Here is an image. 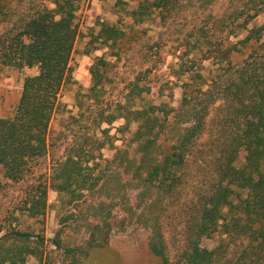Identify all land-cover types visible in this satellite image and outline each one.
<instances>
[{
    "label": "trees",
    "instance_id": "obj_1",
    "mask_svg": "<svg viewBox=\"0 0 264 264\" xmlns=\"http://www.w3.org/2000/svg\"><path fill=\"white\" fill-rule=\"evenodd\" d=\"M129 1L136 6L127 9ZM219 1L116 0V21H99L89 41L107 51L91 64V84L68 117L84 133L50 137L58 95L73 82L68 64L84 0H0V70L35 69L13 115L0 118V194L23 186L17 208L0 219V264L41 262L44 238L20 229L14 213L42 218L48 189L58 195L60 226L85 229L70 249L81 257L137 224L162 264H264V21L255 23L264 0H226L216 10ZM154 25L172 28L170 44L161 31L149 35ZM142 39L155 59H142L123 97L105 102L114 67ZM163 52L178 54L168 67L180 84L177 107L147 99L144 79L163 67ZM117 120L121 131L136 125L128 146L137 157L102 128Z\"/></svg>",
    "mask_w": 264,
    "mask_h": 264
},
{
    "label": "rangeland",
    "instance_id": "obj_2",
    "mask_svg": "<svg viewBox=\"0 0 264 264\" xmlns=\"http://www.w3.org/2000/svg\"><path fill=\"white\" fill-rule=\"evenodd\" d=\"M115 2L116 0H99L97 4H94L92 0H84L78 11L76 20L78 35L74 52L68 64L73 82L65 85L58 95L56 109L52 114L49 125L50 137H55L60 133H67L69 137L75 133L77 135L84 133L83 125L69 123L68 117L77 113L76 96L85 94L91 84L89 74L91 64L96 57L102 56L107 51L96 43L89 44V41L98 32L99 21L105 20L111 23L116 21L117 17L113 12ZM225 3L226 0L219 1L215 9H222ZM135 6L134 1H129L126 8L132 9ZM125 21L127 22L128 19H125ZM178 21L182 24L185 22L180 19ZM263 21L264 15H261L255 23L259 24ZM150 29L149 35L155 36L161 31L163 41L167 42L170 39L172 28L160 29L154 25ZM136 42L138 43L137 48H142L141 55H145V57L141 56L142 58H140V54L136 53L137 48L135 50L130 49L128 52L127 49L126 54H122L121 61L111 73L112 83L107 87V92L104 95V101L111 105L120 97H123L126 92L124 83L132 79L131 72L137 69L138 65L142 63V59L146 61L152 58L155 59V50L145 53L144 48L147 42L145 39ZM167 43L170 44V42ZM93 47L98 48L89 55L82 53L84 48L92 49ZM165 51L169 50L165 49ZM159 55L164 58L165 64L163 67L160 65L161 68L153 71L152 74H148L144 79V82H149L151 86L149 87L150 94L147 99L156 105L166 102L172 107H177L180 101V84L168 67H177L179 62L176 55L178 54L163 52ZM33 74H35V69L5 67L0 70V118H8L13 115L21 94L23 79ZM123 124L124 120H117L110 126L103 125L102 128L109 129L110 139L113 141L114 147H127L130 156L137 157L134 153V145L128 146L136 125L131 124L129 131H121L119 128ZM61 147L64 146L61 145ZM113 153L114 151L109 148L103 150V155L107 158H110ZM22 189L23 186L20 189L18 185H12L6 187L0 194V219H6L17 208L16 202L18 200L16 199L21 194ZM57 197L56 192L48 189L45 215L37 221L24 215L20 216L18 210L14 213L15 217L19 218L20 225L18 227L20 229L33 235H41L44 238V251L41 262L35 257H29L26 264H162L160 258L154 256L148 249L149 232L137 224L127 226L123 232L113 233L107 246L90 250L86 256L81 257L76 250L71 251L70 249L83 243L86 238L85 229L80 222L74 223L73 226H71L72 224L60 226L55 208ZM90 199L91 196L88 197V200ZM53 241H59L61 247L56 248ZM202 243L208 248L214 246V243L207 240H203Z\"/></svg>",
    "mask_w": 264,
    "mask_h": 264
},
{
    "label": "crops",
    "instance_id": "obj_3",
    "mask_svg": "<svg viewBox=\"0 0 264 264\" xmlns=\"http://www.w3.org/2000/svg\"><path fill=\"white\" fill-rule=\"evenodd\" d=\"M92 2H93L94 4H97V3L99 2V0H92Z\"/></svg>",
    "mask_w": 264,
    "mask_h": 264
}]
</instances>
